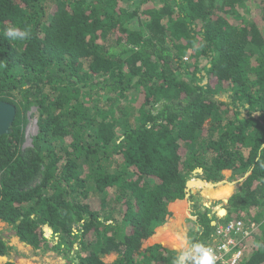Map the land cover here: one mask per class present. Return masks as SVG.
<instances>
[{
  "label": "trees",
  "instance_id": "1",
  "mask_svg": "<svg viewBox=\"0 0 264 264\" xmlns=\"http://www.w3.org/2000/svg\"><path fill=\"white\" fill-rule=\"evenodd\" d=\"M137 1L0 0V101L15 110L0 221L34 250L56 236L71 264H173L148 239L181 199L205 244L217 217L192 178L238 180L220 222L264 214V0L254 18L249 0ZM10 24L30 37L6 39ZM243 246L239 264H264V224Z\"/></svg>",
  "mask_w": 264,
  "mask_h": 264
},
{
  "label": "rangeland",
  "instance_id": "2",
  "mask_svg": "<svg viewBox=\"0 0 264 264\" xmlns=\"http://www.w3.org/2000/svg\"><path fill=\"white\" fill-rule=\"evenodd\" d=\"M139 1V0H138ZM137 1V2H138ZM256 2L257 0H249L248 1V6H249V11H245L243 14L246 16H250L251 18H254V9L256 7ZM242 9V8H241ZM240 9V10H241ZM253 9V10H252ZM243 10V9H242ZM261 15H257V18ZM36 125H35V119L34 117H28V122L26 125V142L25 144L29 143L31 141V134H34L36 132ZM231 175V174H230ZM226 182H219V183H224V185L230 184L232 186V191L228 196H226L227 199L234 193L237 187L238 180H232L231 176H228ZM240 181V180H239ZM211 182V181H210ZM219 183L215 184L218 185ZM210 187V186H209ZM213 187V186H211ZM208 202V201H205ZM211 207V212L215 211V214H218L217 208H225V213L221 211V215H219V218L217 221L221 220L222 218L225 217L227 214V202H223L222 200H215L211 201L210 203H207ZM193 206V205H192ZM193 208V207H192ZM253 209V208H252ZM254 210V209H253ZM223 213V214H222ZM236 215L235 213H233ZM240 215H243L244 218H249V219H254L257 222L256 224L258 225V229L264 224V214L261 218H256V212H244L240 213ZM187 231H191L192 228H190V225L187 223ZM0 234L4 235V239H7V243L11 244L13 249L10 250V253L8 256H1L0 257V263L5 262L6 260L10 259L13 261L14 264H71L69 261V258L63 257L62 255L58 254L57 251L54 249L50 248L52 246L53 241L56 240V236L51 238L49 237L50 241L47 249H37L34 250L31 245H26L19 239H17L15 236L14 231L4 222L0 221ZM188 238L190 239V236L188 234Z\"/></svg>",
  "mask_w": 264,
  "mask_h": 264
},
{
  "label": "crops",
  "instance_id": "3",
  "mask_svg": "<svg viewBox=\"0 0 264 264\" xmlns=\"http://www.w3.org/2000/svg\"><path fill=\"white\" fill-rule=\"evenodd\" d=\"M230 174L231 173L228 172L225 176V180H221V182H226ZM193 186L191 192L199 194L205 201H208L206 202V204L215 200H222L224 202V198L222 199V196H218L217 193L220 189V186H225L226 189L228 188L227 185H224V183H220L219 186H210V191H212L213 193H206L205 189L208 190L209 186L204 184L202 186ZM231 191L232 186L230 185V188L229 190H227L226 193H228L229 195ZM192 207V202L189 199H181L174 201L170 208L171 213L166 217L164 223L155 229L154 233L148 239V244H160L169 250L175 251L177 254H179L181 251L186 250V248L189 247L191 244V235L193 231H197L199 229L197 223H195L196 216L194 214V208ZM217 211L218 214L220 213L219 215H221V211L224 213V210L221 208H218ZM187 223L190 225V228H192L191 231L189 230V232L187 231ZM166 231H168L169 234L172 233L174 236L180 237V240H182V244H178L176 243V241H173L171 243L164 242L162 239L163 237L164 239L169 238V236L166 235ZM188 234L190 236V239L188 238ZM185 240L188 241L187 245L184 243Z\"/></svg>",
  "mask_w": 264,
  "mask_h": 264
},
{
  "label": "built area",
  "instance_id": "4",
  "mask_svg": "<svg viewBox=\"0 0 264 264\" xmlns=\"http://www.w3.org/2000/svg\"><path fill=\"white\" fill-rule=\"evenodd\" d=\"M255 221L240 215L215 225L204 245L213 249L216 264H239L244 253V241L258 230Z\"/></svg>",
  "mask_w": 264,
  "mask_h": 264
},
{
  "label": "clouds",
  "instance_id": "5",
  "mask_svg": "<svg viewBox=\"0 0 264 264\" xmlns=\"http://www.w3.org/2000/svg\"><path fill=\"white\" fill-rule=\"evenodd\" d=\"M3 35L6 39L11 41H22L30 37V33L27 30H22L19 27L11 24L3 30ZM216 217V220H218L219 215L216 214ZM216 220L212 221L214 227L217 223H220V221ZM225 221L227 220L222 222ZM184 243L187 245L188 241L185 240ZM173 264H216V256L212 248L200 242H191L190 246L187 247L186 250L181 251L177 255L173 261Z\"/></svg>",
  "mask_w": 264,
  "mask_h": 264
},
{
  "label": "water",
  "instance_id": "6",
  "mask_svg": "<svg viewBox=\"0 0 264 264\" xmlns=\"http://www.w3.org/2000/svg\"><path fill=\"white\" fill-rule=\"evenodd\" d=\"M14 113H15V110L11 104L0 101V133L10 131L9 126L12 123ZM200 171H201V168H196L193 171V174L200 172ZM219 182H221V181H219ZM219 182H210V181H206L205 179H201V178H197L194 180L192 178V179L188 180V182H187V189H191L190 191H192L193 185L202 186L204 184L207 186H215V184H217ZM227 201H228V199L225 198L224 202H227ZM221 209H223L224 213H225V208H221ZM16 238L19 239L18 236H16ZM23 243L27 245V243H25V242H23Z\"/></svg>",
  "mask_w": 264,
  "mask_h": 264
},
{
  "label": "bare ground",
  "instance_id": "7",
  "mask_svg": "<svg viewBox=\"0 0 264 264\" xmlns=\"http://www.w3.org/2000/svg\"><path fill=\"white\" fill-rule=\"evenodd\" d=\"M225 199V198H224Z\"/></svg>",
  "mask_w": 264,
  "mask_h": 264
}]
</instances>
